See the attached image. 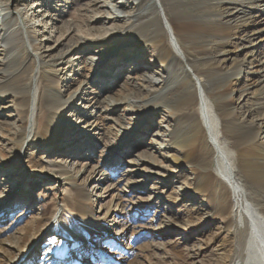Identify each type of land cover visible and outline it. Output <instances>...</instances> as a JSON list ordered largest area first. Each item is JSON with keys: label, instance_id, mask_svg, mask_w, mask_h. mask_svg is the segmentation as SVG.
Segmentation results:
<instances>
[{"label": "rangeland", "instance_id": "374dc122", "mask_svg": "<svg viewBox=\"0 0 264 264\" xmlns=\"http://www.w3.org/2000/svg\"><path fill=\"white\" fill-rule=\"evenodd\" d=\"M36 1L42 5L30 15L32 10L29 8ZM119 1L124 0H0V7L10 12L21 7L24 12L29 13L27 20L32 24V35L36 37L33 41L40 46L37 52L44 60L57 56L64 48L61 43L67 45L75 42L77 47L82 48L84 44L91 42L94 43L92 47L99 45L106 54L112 52L116 54L115 57L119 55L116 62L120 64L111 73L106 66L89 71L80 60L75 59L64 65V72L51 71L49 64L44 65V69L51 73L52 87L64 98L73 91L80 80L87 81L88 85L83 97L75 100L67 112L60 114L65 121L64 135L58 142L61 155H48L49 147L41 146L37 137L40 127L35 126L27 148L21 150L17 158L23 164L41 161L45 166L44 173H32L20 180L19 185L23 186L24 190L18 191L15 196L1 197L7 204V217L0 224V243L4 239L11 241L7 237L19 233L18 240L22 245H26L31 236H36L32 243L34 246L29 244L27 264H207L215 253L221 251V237L224 233L220 220L228 208L223 205V208L210 214L205 204L199 206V200L192 198L190 175L180 166L176 169L158 168L160 173L149 169L147 150L150 137L158 135L156 133L162 123L159 122L163 113L160 105L155 108V115L148 123L139 121L141 108L147 107L148 104L144 103L141 95L137 94L138 90H135L136 93H133L129 100L135 104L132 108L136 109V112L124 107L125 110L120 109L116 113L110 121L118 129L113 138H109L107 134L108 119L102 115L98 121L99 133L90 129L89 123L99 115L100 105L105 103L103 101H106L111 91L112 94L122 92L126 84L137 80L145 86L150 84L139 67L143 60L142 55L135 56L134 60L129 59L136 49L149 46L150 32L131 31L127 22L105 18V15L110 13V4L114 5L113 8L131 13L132 8L127 2H121L122 6H115ZM259 5L253 0H172L168 4V13L176 10L191 22L192 30L186 35L187 44L192 47L190 54L199 61L211 62L209 69L213 73L212 77L216 78L218 66L226 71L242 64V76H245H240L238 81L232 80L231 92L237 110L252 122L264 116V95L258 94V89L250 83L249 72L253 66L246 65V57L244 58L240 48L250 50V58L257 60L264 54V39H261L259 49L254 50L258 35L251 32L242 33L244 25L252 23L255 10H261L264 17V6ZM231 14H234V18ZM225 24H230L232 28L227 29ZM21 47L20 45L18 49ZM227 48L235 51L224 61L223 51ZM199 65L204 66L201 63ZM34 68V59L22 55L12 67L0 70V145L3 158L8 162L15 155L9 142V138L16 136L14 125L18 117H27L24 103L25 85ZM42 83L39 81L37 84L36 125L45 122L46 112L42 106L45 90ZM260 86L264 87V82ZM79 135V141L70 148L74 143L72 140ZM127 135H130V138L121 141ZM260 135L264 140V134ZM111 150H114L116 155L114 161L109 162L107 155ZM140 154L143 156H139ZM163 156L165 163H168V158ZM74 160L80 163L90 161L93 166L98 164L99 169L104 170L101 172L102 180L106 184H115L117 191L124 195L125 211H122V216L118 218L117 229H126L124 237H119V240H122L121 244L130 246L131 250L128 252L112 240L114 234L110 221L107 220L106 225L102 222L94 224L77 213L76 197L80 186L69 176ZM137 161H142L146 166L144 170L143 166L139 167ZM5 162L0 163L2 195L8 192V189L4 191L2 176L10 172L16 163ZM92 164L89 170L92 169ZM134 168L139 170L131 171ZM144 173L149 176L144 178ZM10 179L13 186L17 177ZM128 180L131 181L128 186L141 184L136 194L127 191ZM154 181L163 183L162 193H155L157 191L154 190ZM182 188L188 192L181 190ZM98 203L99 200L93 198L90 204L94 215L99 214ZM57 210L58 223L55 224L53 221L56 219ZM197 210L201 212L199 216L196 215ZM75 225L78 231L89 233L91 236L85 241L74 237L73 233L68 235L64 231L72 230ZM206 239H215L217 244L219 243L214 255L210 247L204 244ZM21 261L20 258L16 264H21ZM227 263V257L221 259L219 256L215 262Z\"/></svg>", "mask_w": 264, "mask_h": 264}, {"label": "bare ground", "instance_id": "6f19581e", "mask_svg": "<svg viewBox=\"0 0 264 264\" xmlns=\"http://www.w3.org/2000/svg\"><path fill=\"white\" fill-rule=\"evenodd\" d=\"M171 1L124 0L115 4V6H122L121 2L129 3L132 8L131 13L113 8V4L109 5L110 13L105 15V18L122 21V23L127 22L131 31L147 30L150 32L149 46L136 49L129 57L134 60L135 56L142 55L143 60L139 67L142 74L149 79L150 84L148 83V87L137 80L126 84L122 92L112 94L111 91L106 101H103L105 103L100 105L99 115L89 123L90 129L99 133L98 121L102 115L108 119L107 134L109 138H113L118 133V129L110 121L116 113L120 109L136 112V109L132 108L135 104L129 100L131 95L136 93L135 90H138L137 94L141 95L140 98L144 100V103L148 104L147 107L141 108L139 121L148 123L155 115V108L160 105L163 113L159 122L163 124H159L160 129L156 133L158 135L154 134L150 137L148 150L146 149L149 169L160 173L158 168L176 169L180 166L190 175L189 185L192 198L199 200V206L205 204L210 214L217 212L223 205L228 208L220 220L224 233L221 237V251L214 255L219 243L217 244L215 239L205 240L204 244L210 247L213 253L210 252L214 255L207 264H215L218 256L221 259L227 257V264H264V140L260 135L264 134V116L252 122L237 110L231 88L232 80L238 81L243 74L242 64L226 71L218 66V71L215 72L216 78H214L209 69L211 62L199 61L190 54L192 47L187 44L186 35L192 30V24L176 10L168 13V4ZM253 1L260 4L259 6H264V0ZM41 5L42 3L36 1L29 8L32 10L30 15L34 14V10H38ZM254 12L252 23L244 25L242 33L251 32L258 35L253 46L254 50H258L261 39H264V17L261 10ZM28 15L29 13L24 12L21 7L12 12L0 7V70L12 67L22 55L35 61V68L28 75L25 85L24 103L27 117H18L15 127L13 126L16 136L9 138V142L15 155L9 162L3 158L0 145V163L16 162L12 170L4 174L1 179L5 185L4 191L8 189V192L5 195H2L3 191L0 192V224L7 217L5 210L7 204L1 200V197L15 196L18 191L24 190V187L19 185L20 180L29 177L32 173H44L45 166L41 161L23 164L17 158L21 150L24 151L27 148L33 137L35 126L40 127L39 133L37 132L39 143L43 147H49L48 155H59L61 151L58 149V142L64 135L65 127V121L62 120L60 114L67 112L70 105L82 98L87 90L88 82L80 80L73 91L64 98L57 89L52 87L51 73L44 69V65L49 64L51 71L57 73L64 72V65L72 59L80 60L89 71L106 66L111 73L120 66L116 62L119 55L115 57L116 54L112 52L106 54L99 45H96V48L92 47L94 43L91 42L84 44L82 48L77 47L75 42L67 45L61 43V47L64 48L60 49L57 56L44 60L43 56L37 52L40 46L33 41L36 37L31 33L32 24L30 25L27 20ZM230 16L233 17L234 14ZM225 27L232 28L230 24H225ZM20 45L22 47L18 49ZM240 49H242L241 53L243 52L244 58L246 57V65L253 66L249 72L250 83L258 89V94L264 95V87L260 86L264 82V54L257 60L250 58L248 55L250 50L244 47ZM233 51L235 50L230 48L223 51L224 61L231 57L229 54ZM200 63L204 66L199 65ZM39 81L43 82L45 90L42 106L46 115L45 122L36 125L35 113ZM129 136H125L121 141L129 139ZM80 137L81 135L72 140L74 143L70 145V148L76 141H79ZM115 155L114 150H111L107 155V160L114 161ZM163 155L168 158V163H165ZM137 162L139 167L143 166L144 170L146 166L142 161ZM91 164L90 161L80 163L74 160L69 171L71 180L80 186L76 197L78 199L77 213L94 224L102 222L106 225L107 220L110 221L114 234L112 240L128 252L130 246L121 244L122 240H119V237H124L126 229H117L118 218L122 216V211H125L124 195L117 191L115 184H106L102 180L101 172L104 170L99 169L98 164L94 166L92 164V169L89 170ZM134 170L137 171L139 168L131 169V171ZM144 176L147 178L149 174L144 173ZM13 177H17V181L12 186L10 178ZM129 184L131 181L128 180L126 186ZM140 185L132 184L127 187V191L136 194ZM98 187L99 189H96ZM154 188L157 191L156 194L162 193L163 183L159 184L154 181ZM11 192L13 193L10 195ZM93 198L99 200L98 215H94L91 210L90 204ZM198 210L197 216L201 214ZM58 214L59 210L56 211L55 218ZM53 222L58 223V219L56 218ZM64 231L68 235L73 233L74 237L77 236L85 241L91 236L89 233L84 234L78 231L76 225L72 230L65 229ZM18 234L7 237L11 241L4 239L3 244L0 243V264H16L20 258L21 264L28 263L29 244L32 245L36 236H31L28 243L22 245L18 240ZM107 238H109L108 235Z\"/></svg>", "mask_w": 264, "mask_h": 264}]
</instances>
